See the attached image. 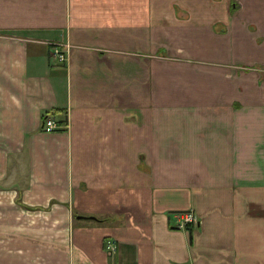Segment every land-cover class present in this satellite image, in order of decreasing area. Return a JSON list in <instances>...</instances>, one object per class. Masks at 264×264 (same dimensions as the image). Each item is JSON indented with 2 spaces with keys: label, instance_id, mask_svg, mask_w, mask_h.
<instances>
[{
  "label": "crops",
  "instance_id": "obj_1",
  "mask_svg": "<svg viewBox=\"0 0 264 264\" xmlns=\"http://www.w3.org/2000/svg\"><path fill=\"white\" fill-rule=\"evenodd\" d=\"M0 264H264V0H0Z\"/></svg>",
  "mask_w": 264,
  "mask_h": 264
},
{
  "label": "built area",
  "instance_id": "obj_2",
  "mask_svg": "<svg viewBox=\"0 0 264 264\" xmlns=\"http://www.w3.org/2000/svg\"><path fill=\"white\" fill-rule=\"evenodd\" d=\"M60 46H56L52 50L51 57L54 59V62L56 63H64L66 62L67 56H66V50L63 51L62 49H59ZM44 133H52L57 130H60L59 124L49 115H46L42 120V128ZM187 224H193V226L197 225V218L196 216L190 212L185 214L181 218V223L178 225L179 229L186 227ZM106 250L110 252H114L116 250L115 245H108L106 246Z\"/></svg>",
  "mask_w": 264,
  "mask_h": 264
}]
</instances>
